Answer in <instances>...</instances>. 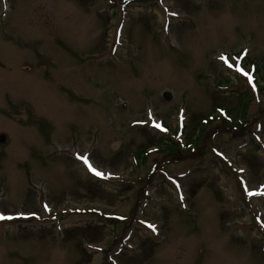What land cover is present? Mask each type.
I'll list each match as a JSON object with an SVG mask.
<instances>
[{"label":"rangeland","instance_id":"1","mask_svg":"<svg viewBox=\"0 0 264 264\" xmlns=\"http://www.w3.org/2000/svg\"><path fill=\"white\" fill-rule=\"evenodd\" d=\"M261 193L264 0H0V264H264Z\"/></svg>","mask_w":264,"mask_h":264},{"label":"trees","instance_id":"2","mask_svg":"<svg viewBox=\"0 0 264 264\" xmlns=\"http://www.w3.org/2000/svg\"><path fill=\"white\" fill-rule=\"evenodd\" d=\"M248 102L249 100L245 99H241L239 100V105L238 107L241 108L242 110V114H240V116L242 115H245V112H246V108H247V105H248ZM206 127H204L203 125H200V126H197V129H195V133L193 135H189L187 137V145H194L195 144V141L194 139H199L200 138V134L201 132H204L203 130L205 129ZM198 132V134H197ZM160 142V151L163 152L164 154H168V155H172V154H179L180 151L177 152V149L175 146L173 145H170L168 143H166L164 140L163 141H159ZM176 145V143H174ZM142 154H144V152H142ZM174 156V155H173Z\"/></svg>","mask_w":264,"mask_h":264},{"label":"snow or ice","instance_id":"3","mask_svg":"<svg viewBox=\"0 0 264 264\" xmlns=\"http://www.w3.org/2000/svg\"><path fill=\"white\" fill-rule=\"evenodd\" d=\"M166 11H167V9H166ZM170 15L175 16V15H177V13L173 12V13H170ZM229 67H232V65H229ZM240 71H243V70L240 69ZM245 75H247V73H245ZM248 78H249V80H251V77H250V76H249ZM155 127L160 128L161 125L156 124ZM78 159H82L83 162H84V164L87 165L88 169H89L94 175H96V176H98V177H101V178L104 177V173L98 171L95 167H93V165L89 162L88 157H86V156H83V157L78 156ZM241 171H243V170L241 169ZM252 194H253V193H249V195H252ZM261 194H264V193H261ZM45 208H47V205H45ZM33 215H35V213H33ZM3 219H12V217H5L3 214H0V220H3ZM261 226L264 227V222L261 223ZM147 227L150 228V229H151L152 231H154V232L156 231V227H155L154 224H148Z\"/></svg>","mask_w":264,"mask_h":264},{"label":"water","instance_id":"4","mask_svg":"<svg viewBox=\"0 0 264 264\" xmlns=\"http://www.w3.org/2000/svg\"><path fill=\"white\" fill-rule=\"evenodd\" d=\"M171 98H172V95L170 93H165L164 94V99L171 100Z\"/></svg>","mask_w":264,"mask_h":264}]
</instances>
